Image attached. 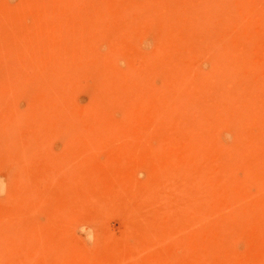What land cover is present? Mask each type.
<instances>
[{
    "label": "rangeland",
    "instance_id": "1",
    "mask_svg": "<svg viewBox=\"0 0 264 264\" xmlns=\"http://www.w3.org/2000/svg\"><path fill=\"white\" fill-rule=\"evenodd\" d=\"M0 264H264V0H0Z\"/></svg>",
    "mask_w": 264,
    "mask_h": 264
}]
</instances>
